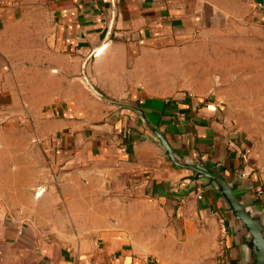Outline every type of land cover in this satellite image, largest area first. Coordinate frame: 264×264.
<instances>
[{
    "label": "crops",
    "instance_id": "crops-1",
    "mask_svg": "<svg viewBox=\"0 0 264 264\" xmlns=\"http://www.w3.org/2000/svg\"><path fill=\"white\" fill-rule=\"evenodd\" d=\"M148 125L264 226V0H0V264H248Z\"/></svg>",
    "mask_w": 264,
    "mask_h": 264
},
{
    "label": "water",
    "instance_id": "water-1",
    "mask_svg": "<svg viewBox=\"0 0 264 264\" xmlns=\"http://www.w3.org/2000/svg\"><path fill=\"white\" fill-rule=\"evenodd\" d=\"M148 128L156 136L160 146L165 150L168 159L173 165L194 172L196 177H205L210 183L216 186L218 192L227 203L233 217L241 223L249 236L247 242L249 249L248 264H264V226L257 218L251 216L240 199L233 194L234 187H229L220 173L208 166L182 164L176 161L163 136L152 126L148 125Z\"/></svg>",
    "mask_w": 264,
    "mask_h": 264
},
{
    "label": "built area",
    "instance_id": "built-area-1",
    "mask_svg": "<svg viewBox=\"0 0 264 264\" xmlns=\"http://www.w3.org/2000/svg\"><path fill=\"white\" fill-rule=\"evenodd\" d=\"M241 176H244V174H241ZM225 233H226V227H225V225H224V223H223V226H222V228H221V234H222V235H225Z\"/></svg>",
    "mask_w": 264,
    "mask_h": 264
}]
</instances>
